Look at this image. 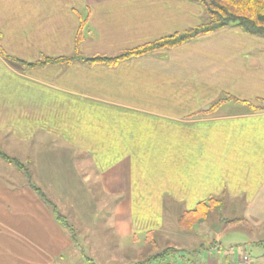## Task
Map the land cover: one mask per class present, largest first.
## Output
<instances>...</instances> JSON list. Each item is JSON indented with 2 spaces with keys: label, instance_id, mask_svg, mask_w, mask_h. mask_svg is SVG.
Segmentation results:
<instances>
[{
  "label": "crops",
  "instance_id": "obj_1",
  "mask_svg": "<svg viewBox=\"0 0 264 264\" xmlns=\"http://www.w3.org/2000/svg\"><path fill=\"white\" fill-rule=\"evenodd\" d=\"M205 20L198 0H0V44L35 62L71 56L80 31L84 57H112ZM224 96L263 105L264 37L228 26L114 66L27 68L0 56V150L89 228L93 176L122 242L211 196L242 204L243 221L260 227L264 110L227 100L210 111ZM74 245L25 174L0 158V264H66Z\"/></svg>",
  "mask_w": 264,
  "mask_h": 264
},
{
  "label": "rangeland",
  "instance_id": "obj_2",
  "mask_svg": "<svg viewBox=\"0 0 264 264\" xmlns=\"http://www.w3.org/2000/svg\"><path fill=\"white\" fill-rule=\"evenodd\" d=\"M90 178L96 202L94 222L90 228L82 224V220L72 218L74 211L68 206L58 207L60 213L69 211L70 215L65 213L64 217L75 230L74 255L68 258L66 264H190L188 260L192 259L205 264L213 260L218 264H226L222 258L225 254L236 257L242 252L250 257L251 263L264 264V222L260 227L244 222L242 204L227 203L220 211L214 209L205 220L195 223L190 231L179 227L177 221L180 215L173 219L166 213L164 229L161 231L149 234L148 237L146 234H138L137 240L127 239L122 242L110 228L113 225V202L112 206H106L109 199L100 193L96 179L93 176ZM51 202L55 205L60 201L54 199ZM217 234L221 237L222 253L218 259L217 248L208 249L215 242ZM249 240L253 241L249 243ZM174 247L181 251L178 256L170 255L162 261L152 258L162 250ZM194 251L199 252L190 253Z\"/></svg>",
  "mask_w": 264,
  "mask_h": 264
},
{
  "label": "trees",
  "instance_id": "obj_3",
  "mask_svg": "<svg viewBox=\"0 0 264 264\" xmlns=\"http://www.w3.org/2000/svg\"><path fill=\"white\" fill-rule=\"evenodd\" d=\"M201 2L206 11V20L187 30L176 32L167 37L145 43L132 49H127L120 54L112 57L107 56H92L84 57L79 51V43L82 40L80 31L77 32L74 39V52L71 56L62 57H42L35 62H26L17 57L7 54L0 44V56L5 60L21 64L25 67H41L46 65L64 64L68 65L75 61L87 63L89 65L100 64L106 66H114L119 62L145 55L155 50L168 49L189 40H193L200 35L211 33L228 26H236L241 31L248 35L264 37V0H198ZM227 100L246 103L251 110L260 111L264 110V101L261 106H253L246 101H240L233 96H224L218 99L210 107V111L215 110ZM0 158L8 164L15 167L16 170L25 174L28 179V185L35 191L39 197L46 203L53 211L57 222L68 231L73 238L75 230L68 224L67 219L59 213L57 207L47 198L41 188L37 187L31 182L28 165L22 163L17 158L9 157L0 150ZM225 201L222 197L211 196L196 204L193 209L185 210L178 218V225L181 229L190 231L195 223L203 221L214 210H221L224 207ZM229 221H227L228 223ZM150 234V233H149ZM147 234V237L148 235ZM214 242V241H213ZM212 242V243H213ZM154 246V245H153ZM155 247V246H154ZM217 247L215 242L208 248ZM179 248H166L160 254L152 258L162 261L167 256H178L180 253ZM199 252V251H197ZM196 251L190 252L197 253ZM182 257V256H179ZM185 260V259H184ZM188 260V259H187ZM190 264H197L195 259L188 260Z\"/></svg>",
  "mask_w": 264,
  "mask_h": 264
},
{
  "label": "built area",
  "instance_id": "obj_4",
  "mask_svg": "<svg viewBox=\"0 0 264 264\" xmlns=\"http://www.w3.org/2000/svg\"><path fill=\"white\" fill-rule=\"evenodd\" d=\"M205 264V263H200ZM209 264H218L216 261H210ZM228 264H252L250 257L246 253H242L238 256V258L234 261H231Z\"/></svg>",
  "mask_w": 264,
  "mask_h": 264
}]
</instances>
